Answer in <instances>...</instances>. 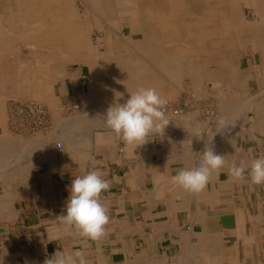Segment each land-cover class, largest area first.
Masks as SVG:
<instances>
[{
  "label": "crops",
  "instance_id": "1",
  "mask_svg": "<svg viewBox=\"0 0 264 264\" xmlns=\"http://www.w3.org/2000/svg\"><path fill=\"white\" fill-rule=\"evenodd\" d=\"M259 43V50L247 48L238 63L235 48L204 63L188 62L185 72L201 97L180 119L168 116L162 137H149L134 150L104 129L59 147L40 146L32 156L38 134L15 137L6 127L7 111H1L0 264H45L56 250L69 249H82L90 264H264V184H251L247 174L233 182L227 174L233 161L264 155V47ZM76 69L56 81L58 104L75 102L92 85L83 67ZM201 78L219 88L211 84L210 93L202 90ZM224 86L232 87L225 102ZM203 107L215 108L225 127H218L219 118L212 124L201 118ZM206 145L225 156L226 166L198 194L173 185L178 170L199 165ZM84 168L99 170L112 184L102 193L110 209L108 234L86 244L56 219L71 180Z\"/></svg>",
  "mask_w": 264,
  "mask_h": 264
},
{
  "label": "rangeland",
  "instance_id": "2",
  "mask_svg": "<svg viewBox=\"0 0 264 264\" xmlns=\"http://www.w3.org/2000/svg\"><path fill=\"white\" fill-rule=\"evenodd\" d=\"M64 1L67 2L65 5H67L69 12L86 15V20L78 18L72 21V26L75 28L78 27L77 29L81 31L80 33L82 35L85 34L87 37L86 40H89V43H87L89 44V54L77 53L72 57L70 54L72 48L67 44V41H65L66 43L64 41L61 43L60 41H57V43L50 42L51 40L49 41V38H52V34L50 33H55V31L49 30L48 27L51 25L53 19L61 16L62 13L59 11L60 6L52 5L45 7L41 4V1L30 4L24 2V0H20V2H15V0H6V2L5 0H0V23L1 20L3 23V25L2 23L0 24V62L2 65L7 62L4 66L0 64V111H7L6 127H8V131L15 137L28 139L31 135H40V139L37 140L39 143L36 144L37 142H34V148L37 145L46 147L50 144L59 147L62 143L67 142V140L74 143L75 140L73 139H79V137L84 138L93 134L96 130L107 129L104 124V116L106 115L107 109L114 102L123 104L130 96L131 92L129 91L134 92L142 85L156 88L153 84L156 82V77L153 76L154 74L158 75L160 79H164L165 85L168 86L166 89L171 94V98H167L169 101H178L180 99L182 101H188V95L196 96V99L191 98V106L201 95L194 88L197 82L185 72V65L188 62L198 63L200 60L204 63L206 57L214 53L226 55L232 48H235L238 63L239 59H242V56L247 53L248 49L259 50L261 48L259 38L252 36L253 32L257 30L261 31L264 37V15L262 14V17H260L250 6H246V3L241 0H236L233 4L235 10L241 15L239 24L236 27L234 26L233 29L231 27L228 30L224 29L225 31L221 29L222 31L220 30L219 33L211 35L207 39L208 42L207 40L203 41V38L199 39L195 35L198 30L202 31V28L197 29L193 26L197 22H200L199 27L203 26V20L201 18L207 17L205 14L209 11L208 8L211 5L210 3H212L206 4L204 2L205 0H182L184 3L180 6L175 4L171 7L162 0H158L159 2L156 0L158 2L156 6L150 3L151 0L141 1V9H145L147 6H153L154 10L158 9L157 11H160L163 15L173 18L172 21L175 28L179 30V33L175 34L177 38H171V35L169 36L167 33H158L153 25L147 21L141 20L139 25V23H132L128 16H122L121 12L125 8L131 7L129 0H99L100 5L104 6V8L103 15L94 13L98 15L97 17L90 12L95 11L92 6L87 4V0ZM87 6L89 7V11L86 10ZM30 8L33 10V13L28 15L25 11ZM224 11L226 14L224 16H228L229 10L226 11L225 9ZM43 16H45L46 20ZM10 23L13 24L11 25ZM186 24L193 26L191 28V35L182 31ZM219 27L220 24L213 20L212 23H208L207 28L211 31H214V29L217 31L220 29ZM96 36H105V38L99 44L96 43L97 41L94 44L93 41H95ZM24 37H26L25 42L22 40ZM15 39H17L16 42ZM211 40L215 41L217 45L214 43L216 46L213 47ZM229 40L232 41L234 46H227ZM15 43L17 45H14ZM63 45H66V47ZM108 47L110 48L108 49ZM146 49L154 51L166 49L167 57H169L168 59L171 62L170 65L167 64L168 61H165L162 65L155 64V61L150 58V51L148 52ZM181 49H185L184 51L186 53ZM215 49L216 52L214 51ZM241 49H243L244 53L239 52ZM16 51L18 52L16 53ZM73 67L77 69L83 67L85 74L91 76L92 85H89L85 93L77 97L75 102L69 105L58 104L54 93L55 83L58 79L64 77V74ZM217 67V64H211V70H215ZM117 71L131 72L130 78L134 86L132 90L126 89L129 83H125L122 88H116L118 83L114 82L112 73H119ZM137 77H145L143 80H147V82L142 84ZM200 82L202 83V90H206L208 93H210L212 85L213 88L218 87L209 78L208 80L207 78H201ZM108 83H111V85ZM29 86H31L30 89ZM44 88H47L49 91L46 92ZM39 90L46 92L47 97L51 100L50 104L33 98L32 94L39 92ZM231 92L232 87L224 86V89L221 90L224 102L226 101L225 97L228 98L231 96L228 94ZM31 104H42L47 107L49 114L46 131L24 134L20 130L19 123L21 119L17 114L20 111L26 110V107ZM202 110L201 118L210 122V124L215 122L212 120L219 118V112L215 108L203 107ZM51 111H55V114L51 115ZM187 111H183L182 114H185ZM13 121L15 122L13 126L17 129V132L11 129L13 127L11 124H14ZM44 140L45 144L43 142ZM33 146L31 147L33 148ZM35 150L34 155H37L38 149Z\"/></svg>",
  "mask_w": 264,
  "mask_h": 264
},
{
  "label": "clouds",
  "instance_id": "3",
  "mask_svg": "<svg viewBox=\"0 0 264 264\" xmlns=\"http://www.w3.org/2000/svg\"><path fill=\"white\" fill-rule=\"evenodd\" d=\"M167 99L154 87H139L130 93L123 103H114L106 112L104 124L125 147L133 150L149 142V137L164 135L170 123L166 114ZM218 127H225V120H218ZM90 159V157H85ZM225 156L212 147L205 146L200 153L197 167L180 169L171 177V183L189 193L198 194L205 190L211 175L226 166ZM228 177L233 182L243 181L246 174L250 183L264 184V155L251 159L233 161L228 166ZM111 181L94 168L82 169V174L71 180L66 206L56 217L63 230L86 244L99 242L108 234L110 209L103 202L102 193L110 191ZM45 264H90L82 249L56 250Z\"/></svg>",
  "mask_w": 264,
  "mask_h": 264
},
{
  "label": "bare ground",
  "instance_id": "4",
  "mask_svg": "<svg viewBox=\"0 0 264 264\" xmlns=\"http://www.w3.org/2000/svg\"><path fill=\"white\" fill-rule=\"evenodd\" d=\"M41 1V4L45 7H50L52 5H58L60 6L59 8V11H61V16H58L57 18L53 19L52 20V23L51 25L48 27L49 30L51 31H55V33H50L52 34V38H49V41L50 42H55L57 43V41H60V43L62 41H67V44H69V46H71L72 48V51H71V55L72 57L75 56V54H89L90 50L88 48L89 44V40L87 41L86 40V36L85 34H81L80 30H78L77 28L78 27H74L72 26V21L80 18L82 20H86V15L85 14H79L77 12L75 13H72V12H69L68 8H67V2H65L64 0H24V2H28L30 4L32 3H35V2H40ZM141 1L142 0H129V3H131V7H128V8H125L122 12H121V15L122 16H128V18L131 19L132 23H141V20L143 21H147L148 23H151L153 25V27L156 29V31L159 33H162V34H168L169 36L171 35V38H177L175 34H178L179 33V30L175 28L174 26V23L172 21L173 18H170V16H166V15H163V13H161L160 11H157L156 9L154 10L153 9V6L151 7H145V9H141L142 8V4H141ZM158 1V0H157ZM164 3H168L169 6H173L175 4H178L179 6L184 3L182 2V0H162ZM190 1V0H189ZM243 2L246 3V6H250L260 17H262V14L264 15V0H241ZM6 2V0H5ZM15 2H20V0H15ZM159 2V1H158ZM158 2H156V0H151L150 3H152V5L156 6L158 4ZM187 2V1H186ZM206 4L210 3L211 5L209 6V11L206 12L205 16L207 17H204V18H201V20H203V26L199 27V24L200 22H197V23H194L193 26L197 29L199 28H202V31H197L196 32V36L200 38H203L202 40H207L209 39V37H211V35H215L217 33L220 32L221 29H229L230 27L233 29L234 26L236 27L239 22L241 21V15L237 12V10H235V6L233 5L236 0H205L204 1ZM14 3V2H13ZM73 3V2H72ZM110 3V2H109ZM157 3V4H156ZM87 4L89 6H92L93 10L95 12H92L90 11L93 15H95L94 13H98V14H101L103 15V8L104 6H101L100 3H99V0H87ZM105 4V3H104ZM112 4V3H111ZM186 4V3H185ZM11 6V5H10ZM27 6V5H26ZM208 6V5H207ZM8 7V6H7ZM6 7V8H7ZM15 7V6H14ZM158 7V6H157ZM221 7V8H220ZM223 7V8H222ZM28 8V7H27ZM41 8V7H40ZM174 8V7H173ZM5 9V8H4ZM186 9V8H185ZM226 9L229 10V15L228 16H224L226 15L224 12V10ZM14 10V9H12ZM24 10V8H23ZM43 10V9H42ZM51 10V9H50ZM68 10V11H67ZM89 11V7L87 6V9ZM41 11V9H40ZM186 11V10H185ZM7 12V11H6ZM28 15L31 13H33V10L30 8L28 9L27 11H25ZM46 12V11H45ZM44 12V13H45ZM49 12V10H48ZM50 13V12H49ZM59 13V12H58ZM181 13V12H180ZM20 14V13H19ZM39 14V13H37ZM228 14V13H227ZM8 15V14H7ZM10 15V14H9ZM13 15V14H12ZM27 15V16H28ZM42 15V14H40ZM198 15V14H197ZM96 17L98 16L97 14L95 15ZM19 17V16H18ZM38 17V16H37ZM44 19H45V16H43ZM191 17V16H190ZM23 18V17H22ZM27 18V17H26ZM26 18H25V21H26ZM264 18V16H263ZM19 19V18H18ZM29 19V18H28ZM36 19V18H35ZM195 19V18H193ZM197 19V18H196ZM46 20V19H45ZM44 20V21H45ZM215 20L217 21L219 24H220V29H218L216 31V29H214V31H211L209 30L207 27H208V23H212V21ZM20 21V20H19ZM24 21V20H23ZM175 21V20H174ZM243 21V20H242ZM17 22V21H16ZM27 22V21H26ZM1 23H2V20H1ZM0 23V24H1ZM41 23V22H40ZM145 23V22H144ZM11 24V23H10ZM13 24V23H12ZM11 24V25H12ZM17 24V23H16ZM150 24V25H151ZM3 25V23H2ZM7 25V24H6ZM42 25V24H41ZM215 25V24H214ZM217 25V24H216ZM14 26V25H13ZM22 26V25H21ZM147 26V25H146ZM191 24H186L185 27L182 29V31L186 34H189L191 35V28L193 27ZM212 26V25H211ZM4 27V26H3ZM12 27V26H11ZM10 27V28H11ZM27 27V26H26ZM42 27V26H41ZM47 27V26H46ZM45 27V28H46ZM149 27V26H147ZM13 28V27H12ZM19 28V27H18ZM43 28V29H45ZM150 28V27H149ZM194 28V29H195ZM204 28V29H203ZM181 29V28H179ZM21 30V29H20ZM24 30V29H23ZM26 30V29H25ZM48 30V31H49ZM142 30V29H141ZM41 31V30H40ZM39 31V32H40ZM47 31V32H48ZM222 31V30H221ZM225 31V30H224ZM223 31V32H224ZM9 32V31H8ZM42 32V31H41ZM57 32V33H56ZM195 32V30H194ZM23 33V32H22ZM35 33V32H34ZM20 34V33H19ZM18 34V35H19ZM32 34V33H31ZM36 34V33H35ZM264 34V33H263ZM12 35V34H11ZM18 35H16L17 37H19ZM33 35V34H32ZM48 35V33H47ZM229 35V34H228ZM227 35V36H228ZM14 36V35H13ZM12 36V37H13ZM21 36V34H20ZM184 36V35H183ZM253 37H258L259 40L261 41V45L262 47H264V38L262 37V32L261 31H254L253 32ZM15 37V38H17ZM36 37V36H35ZM26 37L22 38V40L24 41ZM48 38V37H47ZM187 38V37H186ZM18 39V38H17ZM15 39V42L16 40ZM38 39V38H37ZM14 40V39H13ZM221 40V39H220ZM35 41V40H34ZM42 41V40H41ZM192 41V40H191ZM194 41V40H193ZM199 41V40H198ZM1 42V41H0ZM25 42V41H24ZM30 42V41H29ZM208 42V40H207ZM32 43V42H31ZM66 43V42H65ZM184 43V42H183ZM214 43L217 45V43L215 41H212L211 40V45L214 47L216 45H214ZM222 43V42H221ZM45 44H47L45 42ZM185 44V43H184ZM204 44H207V43H204ZM14 45H17L16 43ZM29 45V44H28ZM31 45V44H30ZM194 45V43H193ZM64 47H66V45H63ZM62 46V47H63ZM221 46V45H220ZM227 46L230 47V46H234L232 41L229 40V42H227ZM20 47V46H19ZM61 47V48H62ZM63 47V48H64ZM157 47V46H156ZM4 48V47H3ZM30 48V47H29ZM59 48V49H61ZM88 48V49H87ZM110 47H108L109 49ZM164 48V47H163ZM2 49V48H1ZM11 49V48H10ZM24 49V48H23ZM31 49V48H30ZM33 49V48H32ZM66 49V48H65ZM64 49V50H65ZM218 49V48H217ZM264 49V48H263ZM29 50V49H28ZM145 50V49H144ZM148 50V52L150 51V58L155 61V64H160L162 65L165 61H168L167 64L170 65V60L168 59L169 57H167V50L166 49H159L157 51H154V50H150V49H146ZM183 52L186 53V51H184L185 49H181ZM26 51V50H25ZM207 51V50H206ZM216 52V49L214 50ZM220 51V50H219ZM18 51H16L17 53ZM44 52V51H43ZM172 52V51H171ZM181 52V51H180ZM211 52V51H210ZM30 53H32L30 51ZM28 52V54H30ZM209 54V53H208ZM6 55V54H5ZM186 55V54H185ZM4 56V55H3ZM172 56V55H171ZM212 57H215L214 59H217L219 58L218 57V54L214 53L213 55H211V60ZM202 58V57H201ZM76 59V58H75ZM90 59V58H89ZM171 59V58H170ZM175 60V59H174ZM197 60V59H196ZM199 60V59H198ZM8 61V60H7ZM13 61V60H12ZM192 61V60H191ZM195 61V59H194ZM10 62V61H9ZM18 62V61H17ZM152 62V61H151ZM1 64V62H0ZM4 64H7V62H5ZM175 64V63H173ZM187 65V64H186ZM2 66V64H1ZM180 67V65H178ZM193 67V65H191ZM105 67V66H104ZM175 68V67H174ZM194 68V67H193ZM195 69V68H194ZM145 71V70H144ZM119 72V71H117ZM209 72V71H208ZM107 73V72H106ZM194 73V72H193ZM113 74V80L115 83H118V85H116L117 87L116 88H122L123 85L126 83L128 84L126 89L128 90H132L134 88L133 84H132V80H131V72H127V71H124V72H119V73H112ZM143 74V73H142ZM159 74V73H158ZM163 74V73H162ZM133 75V74H132ZM233 75V74H231ZM37 76V75H36ZM154 77H156V82H154L153 84L156 86V89L157 91L166 99L167 98H171V94H170V91L167 90L166 88L168 86L165 85L164 83V79H160L158 75L154 74L153 75ZM214 76V75H212ZM39 77V76H38ZM138 78V77H137ZM143 78L145 77H142V78H138L139 82L140 83H144V82H147L143 80ZM7 79V78H6ZM41 79V78H39ZM43 79V78H42ZM210 79V78H209ZM19 80V79H18ZM235 81V80H234ZM17 82V81H16ZM236 82V81H235ZM30 84V83H29ZM50 84V83H49ZM109 85H111V83H108ZM42 85V83H41ZM104 85V84H102ZM101 86V85H100ZM31 86H29V89H30ZM103 87H106V86H103ZM137 87V86H136ZM141 87H145L144 85H142ZM198 87V86H197ZM130 88V89H129ZM45 91H49L47 88H44ZM136 89V88H135ZM45 91H41L39 90V92H35L33 93V98H35L36 100H40V101H45L46 103H49L50 104V99L49 97H47V94ZM117 92V91H116ZM129 92H132V91H129ZM192 95V94H191ZM189 96V95H188ZM194 97V95L192 96ZM196 97V96H195ZM194 97V98H195ZM124 98V97H123ZM129 98V97H128ZM197 98V97H196ZM195 98V99H196ZM121 99V97H120ZM169 100V99H167ZM96 102V101H95ZM115 103V102H114ZM113 103V104H114ZM22 104V103H21ZM90 106V105H89ZM93 107V106H92ZM91 107V108H92ZM94 108V107H93ZM95 110V109H93ZM1 112V111H0ZM172 116L171 118L173 117H176L178 119H180L183 114L181 115H178V116H173V115H170ZM169 116V117H170ZM211 120V119H210ZM212 121H215V120H212ZM83 123V122H82ZM214 123V122H212ZM211 123V124H212ZM67 124V123H66ZM5 125V118L4 116L0 115V126H4ZM70 125V124H69ZM13 126V125H12ZM74 126V125H73ZM64 127V126H63ZM67 127V126H66ZM5 129V127H4ZM64 129V128H63ZM92 130V129H91ZM196 130V129H195ZM7 131V129H6ZM203 131V130H202ZM8 132V131H7ZM5 132V133H7ZM72 132V131H71ZM4 133V132H3ZM1 134V133H0ZM9 134V133H8ZM79 134V133H78ZM40 136V135H39ZM38 136V137H39ZM1 139V138H0ZM3 139V138H2ZM11 139V138H10ZM14 140V139H13ZM12 140V142H13ZM43 140V139H42ZM41 140V141H42ZM72 140V139H70ZM40 141V143H41ZM68 141V140H67ZM15 142V141H14ZM44 144H45V140L43 141ZM48 142V141H47ZM36 143V142H35ZM39 142H37L36 144H38ZM24 144V143H23ZM44 144H42L44 146ZM21 145V144H20ZM34 145V143L32 144V146ZM51 145V144H50ZM49 145V146H50ZM39 145H37L38 147ZM186 146V145H185ZM35 146H33V148L31 147L32 149V156H34L35 154V149H38L37 147L34 148ZM40 147V146H39ZM48 147V146H47ZM69 147V146H68ZM210 147V146H209ZM25 148H27L25 146ZM35 150V151H34ZM34 151V153H33ZM223 151V150H222ZM145 153V152H144ZM202 153V152H201ZM22 156L24 155V152L20 153ZM36 158V157H35ZM20 159V158H19ZM29 161V160H28ZM32 163V162H31ZM42 163V162H41ZM24 163H22L23 165ZM20 166V165H18ZM37 166V165H36Z\"/></svg>",
  "mask_w": 264,
  "mask_h": 264
},
{
  "label": "built area",
  "instance_id": "5",
  "mask_svg": "<svg viewBox=\"0 0 264 264\" xmlns=\"http://www.w3.org/2000/svg\"><path fill=\"white\" fill-rule=\"evenodd\" d=\"M189 97V98H188ZM187 100L182 101V99L178 101H168L166 106V114L167 116L173 115L178 116L181 115L183 111H187L190 107L192 96H188ZM213 113V112H211ZM48 109L46 106L42 104H34L26 107V110L20 111L17 115L20 117L21 121L19 123L20 130L22 133L28 134L30 132L36 133L40 131L47 130L48 124ZM16 118V117H15ZM14 118V119H15ZM14 122V121H13ZM11 125H15L12 123ZM11 128V127H10ZM14 132H17L14 126L11 128Z\"/></svg>",
  "mask_w": 264,
  "mask_h": 264
}]
</instances>
